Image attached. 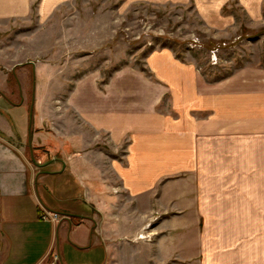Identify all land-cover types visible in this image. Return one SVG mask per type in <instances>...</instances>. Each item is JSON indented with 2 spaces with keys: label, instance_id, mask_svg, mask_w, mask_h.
<instances>
[{
  "label": "crops",
  "instance_id": "1",
  "mask_svg": "<svg viewBox=\"0 0 264 264\" xmlns=\"http://www.w3.org/2000/svg\"><path fill=\"white\" fill-rule=\"evenodd\" d=\"M135 1L264 25V0ZM75 2L0 0V19ZM145 67L80 80L54 114L0 96V264H264V68L209 79L168 48Z\"/></svg>",
  "mask_w": 264,
  "mask_h": 264
},
{
  "label": "rangeland",
  "instance_id": "2",
  "mask_svg": "<svg viewBox=\"0 0 264 264\" xmlns=\"http://www.w3.org/2000/svg\"><path fill=\"white\" fill-rule=\"evenodd\" d=\"M129 1L76 0L49 19L36 6L25 18L0 19V68L8 84L0 96L15 104L39 99L49 107V102L54 114L80 80H98L103 90L117 70L148 74V55L163 48L196 64L209 79L264 68V25H250L236 7L237 25L223 32L207 26L193 2ZM25 112L15 109L13 115ZM81 261L77 256L74 262Z\"/></svg>",
  "mask_w": 264,
  "mask_h": 264
},
{
  "label": "built area",
  "instance_id": "3",
  "mask_svg": "<svg viewBox=\"0 0 264 264\" xmlns=\"http://www.w3.org/2000/svg\"><path fill=\"white\" fill-rule=\"evenodd\" d=\"M44 221H49V222H58L63 219H68L67 217L61 215L60 213L57 212H52L49 210H45L44 213L42 214L41 217Z\"/></svg>",
  "mask_w": 264,
  "mask_h": 264
},
{
  "label": "trees",
  "instance_id": "4",
  "mask_svg": "<svg viewBox=\"0 0 264 264\" xmlns=\"http://www.w3.org/2000/svg\"><path fill=\"white\" fill-rule=\"evenodd\" d=\"M11 76H13V78H14V77H15V73H14V72H12Z\"/></svg>",
  "mask_w": 264,
  "mask_h": 264
}]
</instances>
